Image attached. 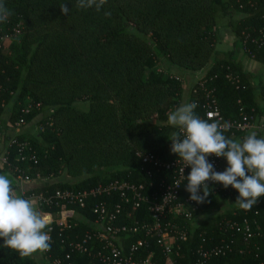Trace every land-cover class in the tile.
<instances>
[{
    "label": "trees",
    "instance_id": "16d2710c",
    "mask_svg": "<svg viewBox=\"0 0 264 264\" xmlns=\"http://www.w3.org/2000/svg\"><path fill=\"white\" fill-rule=\"evenodd\" d=\"M3 3L12 14L6 22L0 23V132L3 123L16 128L19 119H23L26 125L42 114L39 122L40 142L48 149L53 148L55 159L64 155L59 138L60 122L56 118L64 109L61 107L73 99L89 96L91 100H99L110 95L123 104L122 119L126 123L127 133L138 130L135 127L140 124L138 115L143 102L156 107L157 123L152 124L150 130L157 140L142 152L151 153L162 161L177 158L170 152L171 141L168 139L174 129L167 126L166 121L167 114L180 104L182 83L181 79L175 78L178 75L164 78L162 65L166 61L169 67L178 70L203 69L216 43L214 26L217 14L240 13L241 18L229 22L228 26L242 48L255 59L264 61V39H261L264 34V0H107L100 12L77 8V0H3ZM63 3L70 9L68 14L60 11L59 6ZM105 12L111 14L106 16ZM18 21H22L24 32L21 51H17L14 45L4 48L3 41L19 33L20 28L14 26ZM229 73L235 75L238 82L229 80L226 77ZM204 79L207 85L201 87L196 81L190 88L189 96V103H196L194 111L200 118L204 119L202 104L207 100V92L217 99L224 119H238L244 114L253 117L250 110L251 88L246 74L233 61L213 59L204 73ZM31 86H34L31 88L32 99L24 102L25 93ZM39 89H43V92L35 94L34 91ZM163 95H168L165 100H162ZM27 107L28 112H24ZM82 114L95 117L97 110L90 108ZM85 117L81 116L79 121L85 122ZM235 133L227 131L225 135ZM237 133L242 136L241 132ZM2 138L6 141L9 165L2 164L0 174L5 175L9 170L18 175L14 170L17 168L28 177L37 174L50 176L43 162L46 155H42L39 142L36 146L21 133L4 135ZM23 142L35 152L37 163L20 159L19 145ZM130 155V161H134V164L116 171L110 178L130 181L140 178L146 184L147 194L157 191L159 180L168 176V172L164 168L157 171L151 164L142 163L135 152ZM146 169L152 170L150 177L146 176ZM104 180L103 177L92 176L83 179L80 184L55 181L44 184L34 192L36 196H48L58 189L90 188ZM209 191L211 194L205 203H196L195 209L188 206L190 217L167 214L166 218L171 224L186 232V240L177 241L178 260L182 264L199 261L203 264H264V196L246 211L235 204L239 193L231 186L224 188L218 184ZM189 194L183 188L180 200L183 201ZM217 197L228 202L230 208L218 217L208 218L205 213L210 211ZM41 206L42 212L61 211V208L54 206ZM65 209L94 219L89 210L77 207ZM201 212L206 217L193 224L191 217ZM243 218L257 223L252 228L259 235L255 234L248 242L241 234L220 228L227 221L240 223ZM75 219L72 217V220ZM134 220L150 221V215L144 207H126L118 217L119 224L130 225ZM51 223L54 231L49 256L36 252L21 258L15 251L0 247V264H38L36 254H41L42 260L51 264L49 260L63 259L65 253L70 252L69 240L75 236L81 237L89 229L79 221L78 226L65 230L64 247L61 248L57 226L54 221ZM144 238L141 230L126 232L119 235L118 243L123 252L128 253L133 243ZM226 243L231 250L225 255L202 258L198 253L200 248ZM70 253L71 258L62 264H103L86 254ZM149 255L158 264H166L162 249L154 238H147L146 244L134 253L135 259Z\"/></svg>",
    "mask_w": 264,
    "mask_h": 264
},
{
    "label": "built area",
    "instance_id": "2783aa9c",
    "mask_svg": "<svg viewBox=\"0 0 264 264\" xmlns=\"http://www.w3.org/2000/svg\"><path fill=\"white\" fill-rule=\"evenodd\" d=\"M261 39H264V34L261 35ZM226 77L234 83L238 82L235 75L233 76L229 73ZM175 78L180 80L179 77ZM196 81L201 87L207 85L204 74ZM192 92L195 93L194 90ZM206 98L207 100L202 104L205 120L209 122L219 121L221 124L227 126L228 131L241 132L242 137L256 129L264 132V126L256 124L253 117L249 115L244 114L238 119H224L217 99L210 92H207ZM28 110L29 107L25 108L24 112H28ZM23 125H25L23 119H19L15 124L17 129ZM11 141L12 143L15 142L14 140ZM19 155L21 160L33 163L38 162L37 155L25 142L19 145ZM136 155L141 159L142 163L151 164L153 169L159 171L161 168H164L168 172V176L159 180V188L154 193H146V184L140 178L130 181L117 177H109L90 188H65L55 190L48 196L39 195L37 196V202L40 205L61 208L59 212L62 213H66V210H69L65 209L67 207H77L80 210H89L94 215L93 226H88L89 229L85 230L81 237L75 236L73 240H69L70 252L86 254L103 264H158L152 260L150 255L143 259H135L134 256V253L146 244L147 238H154L156 244L162 249L166 258V264H182L178 260L179 244L177 241L186 240V232L171 224L166 217L167 214L190 217L191 211L188 206L193 209L196 207V202L189 199L190 194L183 201L179 198L181 191L185 188L184 184L186 181L184 180V175L187 176L190 168L185 167L183 174L182 169L184 165L178 157L170 161H162L151 153L136 152ZM208 159L214 165L216 171H223L227 166L226 159L223 157L213 155L209 156ZM0 163L9 165L6 152L0 155ZM14 170L18 173L17 176L19 178H29L17 168H14ZM145 173L147 177H150L152 170L146 169ZM218 184L210 182L209 186L211 188ZM126 207H132L133 209L144 207L150 215V221L134 220L130 225L126 223L119 224L118 217ZM69 216L64 214L54 220L57 226V234L61 239V248L64 247L63 243L65 239L63 236L65 230L79 225L76 219L72 220V215L68 218ZM256 224V221L251 223L246 218H243L240 223L227 221L220 228L223 231L237 232L242 235L245 242H248L255 234L259 235L254 233L252 228V225L255 226ZM139 230L143 231L145 238L137 240L130 246L129 252L124 253L118 244L119 235L126 232L134 233ZM46 231L50 236V244H52L54 226L51 222ZM50 249L51 246L43 252L49 256ZM230 250L229 244L226 243L223 245H213L205 249L200 248L198 253L202 258H208L210 256L225 255ZM70 252L65 253L63 259L53 258L49 262L51 264H62L71 258ZM67 264H71V262H67ZM195 264H203V262L199 261Z\"/></svg>",
    "mask_w": 264,
    "mask_h": 264
},
{
    "label": "clouds",
    "instance_id": "9594fccd",
    "mask_svg": "<svg viewBox=\"0 0 264 264\" xmlns=\"http://www.w3.org/2000/svg\"><path fill=\"white\" fill-rule=\"evenodd\" d=\"M107 0H77L79 9H94L100 12ZM62 14L70 9L66 3L59 6ZM11 11L0 0V23H4ZM105 12L104 15H110ZM195 102L182 103L167 114V126L174 129L168 137L170 152L190 168L184 175L185 190L189 199L205 203L211 194L209 183H219L224 188L231 186L238 191L235 204L249 211L264 196V137L252 131L240 139L225 135L226 125L219 121L209 122L194 111ZM223 157L227 166L216 171L209 156ZM50 218L37 210L33 202L18 195L12 181L0 174V247L11 249L21 258L43 252L50 248V236L45 230Z\"/></svg>",
    "mask_w": 264,
    "mask_h": 264
},
{
    "label": "rangeland",
    "instance_id": "374dc122",
    "mask_svg": "<svg viewBox=\"0 0 264 264\" xmlns=\"http://www.w3.org/2000/svg\"><path fill=\"white\" fill-rule=\"evenodd\" d=\"M14 26L20 28L19 33L3 41V46L7 48L14 45L17 51H21L24 34L22 21H18ZM15 63L18 66L17 60ZM162 66L164 78L170 79L176 75V70L170 68L166 61L163 62ZM31 88L34 86L28 87L24 102L32 99ZM34 92L35 94L36 92L40 93L43 92V89ZM167 96L163 95L162 100H165ZM62 108L64 109L60 112L61 114L56 117L61 125H58L60 128L59 138L64 153L60 159L53 158V148L48 149L40 142L39 122L42 119V114L37 115L31 123L27 124L26 128H31L30 130L22 133L24 138L36 146L39 142L40 150L43 151L42 155H46L43 162L50 175L58 177V181L80 184L83 179L92 176H99V178L103 177L104 179L112 177L116 171L120 172L126 166L134 164V161H130L132 152H142L148 148L150 143L157 140L150 130V126L157 123L156 107L147 101L141 104V111L138 115V123L140 124L135 127L138 130H131L130 133L125 131L126 123L122 119L123 104L114 95L99 100H91L89 96L73 99ZM90 108H93L94 111L97 110L95 117H85L86 114H82ZM81 116L85 117V122L79 121ZM12 135L13 133H11ZM234 135H238V133L236 132ZM41 207L37 202L39 211H41ZM229 208L228 202L217 197L215 204L205 214L208 218H215ZM205 214L201 212L196 217L192 216L191 222L195 224L196 221L203 220L206 217ZM35 259L38 264H43L41 254H36Z\"/></svg>",
    "mask_w": 264,
    "mask_h": 264
},
{
    "label": "crops",
    "instance_id": "0c3cea01",
    "mask_svg": "<svg viewBox=\"0 0 264 264\" xmlns=\"http://www.w3.org/2000/svg\"><path fill=\"white\" fill-rule=\"evenodd\" d=\"M241 18V14L237 12L227 13V14H217L216 25L214 26L216 43L214 46L213 53L206 64V66L201 70H178L176 67H170L176 70V75L179 76L182 83L181 99L180 104L189 103L190 88L196 82V80L204 74L210 67V65L215 60H230L236 64L243 73L246 74V80L249 87L251 88L252 100L250 104V110L253 112V119L256 124L264 126V61H259L255 59L248 51L237 42L236 36L230 30L228 24L231 21L238 20ZM215 54V55H214ZM179 104V105H180ZM36 118V117H35ZM34 118V119H35ZM33 119V120H34ZM31 120V121H33ZM31 121L29 123H31ZM28 124V123H27ZM22 127V129L11 128L8 124H1L2 132H0V155L5 152L6 141L2 136H10L11 133H25L31 128ZM258 136L264 137V132L262 130L256 129ZM228 137L233 139H240L242 136L229 134ZM0 166L2 164L0 163ZM5 175L9 177L12 181L13 188L18 195H22L25 198L30 199L37 208V196L34 190L43 186L46 183H51L58 181V177L41 176L37 174L34 177H29L28 179L19 178L17 175L12 174L9 170H6ZM38 210V208H37ZM39 211V210H38ZM42 214L47 215L50 218V222L54 221L57 217L61 215H72L76 218V221L82 223L85 226H93V219L88 217H83L82 215L66 210L65 212L58 213H46L40 211ZM95 227V226H94ZM119 244V243H118ZM43 264H48L44 260Z\"/></svg>",
    "mask_w": 264,
    "mask_h": 264
}]
</instances>
